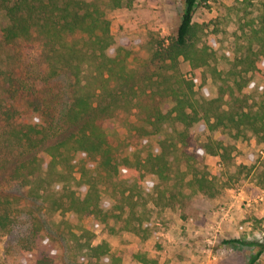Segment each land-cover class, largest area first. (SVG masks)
<instances>
[{
  "label": "trees",
  "instance_id": "1",
  "mask_svg": "<svg viewBox=\"0 0 264 264\" xmlns=\"http://www.w3.org/2000/svg\"><path fill=\"white\" fill-rule=\"evenodd\" d=\"M130 2L109 0L108 5L115 8ZM103 3L104 0H0V45L33 37L42 40L50 74L67 70L72 75L70 102L62 124L79 126L54 140L59 124L25 118L13 121L7 116L5 119L1 116L6 112L1 110L0 92V140L13 145L9 151L0 147V167L9 163L10 175L27 188L29 196L49 202L52 210L73 213L78 220L75 227L82 231L80 235L72 232L74 240L81 247L87 245L97 259L109 252V243L103 240L93 245V232L79 223L83 216L92 215L97 223L105 225L112 211L106 209L93 171L126 178L135 169L137 182L153 187L151 199L156 206H173L191 193L215 197L218 188L210 178L204 156L227 159L236 149L235 142L216 139L212 134L207 135L206 142H200L196 125L212 133L221 131L234 141L249 128L264 140V8L257 19L251 20L249 32L241 28L246 50L239 47L240 55L238 50L230 54V60L246 73H219L221 83L212 92L206 84L208 72L213 69L211 61L217 59L218 41L213 31L203 34L202 25L194 21L198 0L184 1L174 38L144 40L152 44L151 55L138 68L129 66L130 58L141 59L133 50L124 46L113 50L116 37ZM250 3L251 0L240 1L239 11L248 12ZM182 61L190 63V77L181 72ZM2 74L0 68V85ZM255 76L262 82L257 89ZM255 92L262 95L261 103L255 100ZM132 111L136 116L135 134L149 137L153 143L152 150L139 157L135 167L129 157L117 159L104 127L106 120ZM167 123L171 124L172 135L165 131ZM79 152L86 159L79 157ZM178 179L180 183H176ZM133 194L130 190L123 198L127 202L121 203L132 205ZM122 204L116 205L120 211ZM12 212L10 197L0 191V237L13 222ZM38 221L36 217L33 220L37 252L32 264H55L53 241ZM226 242L253 249L247 264H256L264 253V241L237 238ZM135 257L144 264H155L141 254Z\"/></svg>",
  "mask_w": 264,
  "mask_h": 264
},
{
  "label": "rangeland",
  "instance_id": "2",
  "mask_svg": "<svg viewBox=\"0 0 264 264\" xmlns=\"http://www.w3.org/2000/svg\"><path fill=\"white\" fill-rule=\"evenodd\" d=\"M108 1L104 0L103 6L116 37L113 50L118 46L133 50L141 59L130 58L129 66L138 68L151 55L152 44L144 40L168 41L176 36L185 0H131L115 8L110 7ZM240 1L198 0L196 5L194 21L202 25L203 34L213 31L218 41L217 59L211 61L213 69L208 72L206 84L212 92L221 83L219 73L225 76L228 72L246 73L241 65L230 60V54L238 50L240 55L239 47L246 50L241 28L249 32L251 20L257 19L264 8V0H251L246 13L239 11ZM0 68L3 70L1 110L6 112L1 115L3 118L59 124L54 140L79 128L62 124L70 102L72 75L67 70L50 74L40 38L0 45ZM181 72L186 77L191 76L188 61H182ZM253 82L256 89L262 83L258 76ZM254 98L259 103L263 100L257 92ZM164 108H168V104ZM135 122L132 111L121 112L104 123L117 159L129 157L134 167L139 157L147 156L153 146L149 137L135 134ZM165 131L173 134L171 124H166ZM195 131L202 143L212 134L216 139L225 138L226 142L236 145L227 159L220 155L204 156L203 162L218 188L215 197L191 193L173 206H156L151 199L153 187L138 183L135 169L126 178L92 172L112 217L102 225L92 215L83 216L79 224L93 232V245L103 240L109 243V252L100 259L92 255L87 245L81 247L74 240L72 232L80 235L82 231L75 227L78 220L73 213L52 210L49 202L29 196L27 188L10 175V164L1 166L0 191L10 197L13 222L0 237V264H32L35 261L37 244L32 235L35 217L53 241L55 264H144L136 254L154 260L155 264H247L253 249L226 240L264 241V140L249 128L244 129L237 141L225 137L221 131H207L201 125H196ZM12 146L0 140L3 150L9 151ZM77 155L86 159L84 153ZM176 183H180L179 179ZM177 186L176 191L179 190ZM130 190L134 193L133 204H122L121 200L127 202L123 198ZM120 204L123 211L116 207ZM256 264H264V253Z\"/></svg>",
  "mask_w": 264,
  "mask_h": 264
}]
</instances>
